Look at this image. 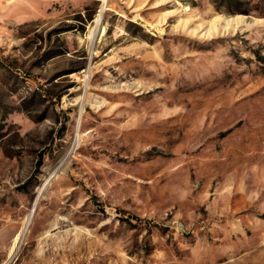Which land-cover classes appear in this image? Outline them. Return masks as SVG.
Wrapping results in <instances>:
<instances>
[{
	"label": "rangeland",
	"instance_id": "374dc122",
	"mask_svg": "<svg viewBox=\"0 0 264 264\" xmlns=\"http://www.w3.org/2000/svg\"><path fill=\"white\" fill-rule=\"evenodd\" d=\"M106 6L0 0V264H264V0Z\"/></svg>",
	"mask_w": 264,
	"mask_h": 264
},
{
	"label": "bare ground",
	"instance_id": "6f19581e",
	"mask_svg": "<svg viewBox=\"0 0 264 264\" xmlns=\"http://www.w3.org/2000/svg\"><path fill=\"white\" fill-rule=\"evenodd\" d=\"M101 2V9H100V12H99V18L100 16L102 15V12L104 10V7L106 6V3H107V0H99ZM107 7V6H106ZM99 18L96 20V26L94 27V30H92L93 32L91 33V36L93 37L97 31V25L99 23ZM30 216H31V212L29 214V217L25 223V227H24V230L17 236V238L15 239V243H14V251H13V255L16 253L20 243L22 242L23 240V237H24V234H25V231H26V228L28 227V224H29V221H30ZM8 264V263H6Z\"/></svg>",
	"mask_w": 264,
	"mask_h": 264
}]
</instances>
